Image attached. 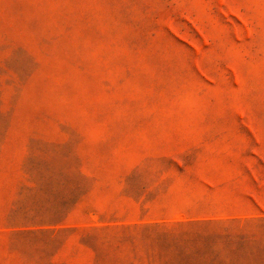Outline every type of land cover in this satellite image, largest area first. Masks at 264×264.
<instances>
[{
    "label": "rangeland",
    "instance_id": "obj_1",
    "mask_svg": "<svg viewBox=\"0 0 264 264\" xmlns=\"http://www.w3.org/2000/svg\"><path fill=\"white\" fill-rule=\"evenodd\" d=\"M0 264H264V0H0Z\"/></svg>",
    "mask_w": 264,
    "mask_h": 264
}]
</instances>
